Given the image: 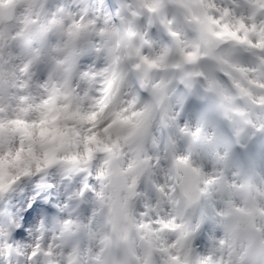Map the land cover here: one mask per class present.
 I'll return each mask as SVG.
<instances>
[{
  "label": "clouds",
  "instance_id": "9594fccd",
  "mask_svg": "<svg viewBox=\"0 0 264 264\" xmlns=\"http://www.w3.org/2000/svg\"><path fill=\"white\" fill-rule=\"evenodd\" d=\"M0 264H264V0H0Z\"/></svg>",
  "mask_w": 264,
  "mask_h": 264
}]
</instances>
